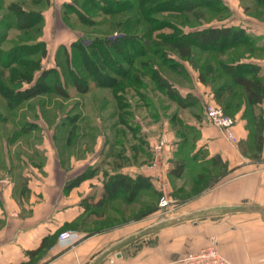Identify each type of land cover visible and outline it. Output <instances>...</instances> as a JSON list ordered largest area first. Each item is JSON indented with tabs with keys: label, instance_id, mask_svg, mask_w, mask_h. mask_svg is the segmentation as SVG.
I'll return each instance as SVG.
<instances>
[{
	"label": "crops",
	"instance_id": "0c3cea01",
	"mask_svg": "<svg viewBox=\"0 0 264 264\" xmlns=\"http://www.w3.org/2000/svg\"><path fill=\"white\" fill-rule=\"evenodd\" d=\"M70 1L76 0H48L34 4L39 8L33 10L46 13L53 2L61 7ZM248 2L245 8L255 10L252 14L240 5L243 18L219 26L240 27L251 37L249 45L232 48H246L236 63L256 65L264 78V5ZM198 89L203 94L197 96L228 104L227 111L237 119V143L228 141L218 127L199 122L195 133L172 128L164 136L162 152L150 163L140 153L137 163L109 170L147 176L155 192L170 193L178 204L165 218L160 198L148 196L147 189L129 202L120 195L100 204L104 181L90 176L77 181L83 170L71 174L64 151H32L39 160L31 165L30 151H0V264H183L184 254L207 246H215L232 264H264V139L259 146L254 119V114L264 113V105L252 109L240 87L234 88L242 95L239 99L227 89L218 98L207 84ZM30 120L38 121L26 120L28 127ZM179 160L185 165L174 176L171 171ZM69 161L72 165L79 158ZM64 230L77 231L81 239L60 246L57 237ZM46 237V246L30 255Z\"/></svg>",
	"mask_w": 264,
	"mask_h": 264
},
{
	"label": "rangeland",
	"instance_id": "374dc122",
	"mask_svg": "<svg viewBox=\"0 0 264 264\" xmlns=\"http://www.w3.org/2000/svg\"><path fill=\"white\" fill-rule=\"evenodd\" d=\"M14 1L23 3V6L28 9L39 8L31 0H0L1 79L8 82L11 68L26 70L20 65H12V67L4 65L9 62L10 57L5 52L16 43H30L38 39L44 41L47 48V55L42 60L43 68L55 67L57 69L59 76L56 77L59 82L63 83L69 95L63 97L54 92H47L11 109L0 94V115L6 116L9 120L8 123H0V151H30V157L33 155L30 158V165L39 160L38 157H34L32 151H64L66 155H61L68 163L67 166H71V174L80 173L83 170L80 174L82 177H98L106 181L110 175L109 170L122 167L123 163H137L140 153V159L150 163L161 153L154 148L156 139H161L167 133H171L174 126L178 131L182 123L188 131V129L193 130L194 127L199 129V122L209 123L204 113L209 99L205 95L195 94H203L198 87L200 88V84H206L200 80V73L208 75L207 68H202V65L207 61L216 65L220 59L229 61L228 56H239L246 49L244 47L234 51L230 47L226 52L219 54L218 51L194 47V54L191 58H183L168 43H161L159 45L166 51V54L147 53L144 56L134 57L136 63L150 60L148 67L141 68L136 65V68H132L142 73V83L130 82L124 90H119L120 85L114 90L113 87L100 86L96 79L86 72L80 55L81 51L72 47V43L83 41L88 44L89 39L106 36L117 39L122 35L120 30H124L132 32V35H141L140 37L145 38L143 40L145 45L151 33L150 27L144 28L143 24L133 26L134 20H130L127 28L124 29L121 28L120 23H114L118 17L124 19L126 15L132 13L140 15L138 10L132 9L116 17L106 15L101 8L92 5L88 0H76L75 3L70 1V5L61 7L53 2L52 6L48 3L50 8L45 10L46 13L42 12L47 17V23L45 22L42 30L33 28L28 32H23L15 27V17L8 10V6ZM117 1H126L127 5L137 2L136 0ZM240 1L221 0L217 6L220 8L224 6L226 9L224 12L213 9L216 3L199 7L193 11L153 12L151 17L157 21V24L163 23L164 28L152 32L151 35L155 37L161 33V35L174 36L176 32L167 23L170 21L180 30L192 32L204 27L219 26L242 19V13L238 10L240 5L249 14L255 11L250 7L245 8V4L251 3L248 0ZM105 3L111 4V2ZM166 5L165 3L163 7ZM77 10L85 12L92 19V23L80 22ZM154 45L155 43L151 47ZM66 49L69 53L65 51ZM38 56L39 53L32 57L37 59ZM28 58L30 56L23 59ZM153 67L171 81L183 96L190 93L198 98L199 103L192 107L181 108L169 101L165 90L159 88V84L152 77ZM147 69H150L149 72ZM74 70L83 81L87 79L90 86L87 93H79L75 90L71 77V71ZM40 74L41 72H38L36 78ZM214 77V73L207 76L209 83L207 85L212 84L216 89L219 82H224L226 77L218 78V80H214ZM49 81L54 84L55 78L51 76ZM106 83L109 84L110 81ZM26 86L28 83L23 84V87ZM12 87L16 89L19 86L13 84ZM173 117L177 122L179 121V125L174 122ZM30 118L38 119L40 122L30 120V127H28L25 121ZM40 118L43 119L40 120ZM191 121L196 124L190 125ZM97 151H101L100 154L97 155ZM71 156L79 158V161L71 165L69 161ZM31 168L30 173L33 174L34 170ZM57 174L59 175V172ZM147 191L148 196L152 198L161 197L160 193L152 188H147ZM161 194H163L162 191ZM167 211L162 210V218L166 217L165 212Z\"/></svg>",
	"mask_w": 264,
	"mask_h": 264
},
{
	"label": "trees",
	"instance_id": "16d2710c",
	"mask_svg": "<svg viewBox=\"0 0 264 264\" xmlns=\"http://www.w3.org/2000/svg\"><path fill=\"white\" fill-rule=\"evenodd\" d=\"M33 4H39L41 2H46L48 0H31ZM92 5L101 8L106 15L122 16L121 14L126 13L129 10H138V14L126 15L124 19L118 17L114 23L121 24V28H127L130 20H134L133 26H139L143 24L144 28H149L151 33L147 43H143L145 38L132 35V32H127L120 30L122 35L117 39L106 37H96L94 39H89L90 42L85 44L83 41H75L72 43V47L81 51V59L84 64L86 72L93 76L100 86L113 87L115 90L116 86L120 85L122 90L125 89L126 85L130 82L142 83V73L138 69H132L137 67L143 68V66H149L150 60L135 62V56H144L147 53L160 54L166 51L161 48L159 44L168 43L173 50H175L183 58H191L194 54V47H201L204 50L218 51L219 54L226 52L228 48H234L235 46L241 44L249 45L251 43V37L244 31V29L236 26H208L201 29H197L192 32H185L180 30L178 26L174 23L167 22L171 28L176 32L174 36L159 35L153 36L152 32L163 29L164 24H157L156 20L151 17L153 12L158 11H171V12H181V11H193L199 7L211 6L216 3L214 10L221 12L226 11L225 7L221 8L217 6L219 0H136V3H130L127 5L126 1H115V0H88ZM105 2H111L105 3ZM116 2V4H115ZM123 2V3H122ZM258 4L264 5V0H256ZM166 7H163L164 4ZM223 4V3H222ZM8 10L13 13L15 17V27L23 32H28L29 30L36 28L39 30L44 27V15L42 11L28 9L23 6V3L19 1H14L8 6ZM79 21L83 24L92 23V19L88 15L77 10ZM1 38V36H0ZM154 47H151L154 44ZM137 44L138 47H137ZM1 45V41H0ZM69 53L68 49L65 50ZM96 52V54H95ZM9 57V62L5 63L7 67L12 65H20L26 70L10 69L11 74L8 82L1 79L0 71V94L5 99L7 105L11 109H15L20 106L24 101L28 99L35 98L47 92H54L60 96L68 97V92L63 86V83L59 82L56 76L57 69L53 68H43L42 60L47 55L46 43L42 40H36L33 42H23L16 43L12 46L9 51L5 52ZM39 53L37 59H33V55ZM68 55V54H67ZM1 56V55H0ZM26 56H30L28 59H23ZM238 56H231L230 61H225L223 59L218 60L217 64L213 65L209 61L204 62L203 67L207 68V74L204 75L200 73V80L204 83H208L207 76L215 75L214 80L221 77H226L225 81H220L219 85L216 87V95L218 98L222 97L221 90L227 89V91L233 93V96H238L237 98H242L237 91L234 90L235 87H240L244 92L248 104L253 109L254 106L259 104L264 105V78L258 73V67L252 63L237 62ZM71 58V57H69ZM165 63V62H164ZM127 64V66H126ZM146 67V68H147ZM73 69V67H71ZM152 77L155 78L159 84V88L165 90V95L169 101H172L177 107L187 108L195 106L199 103V100L194 95L188 93L183 96L174 84L167 80L159 71L154 68ZM149 72L150 69H147ZM41 72V74L36 78V74ZM216 72V73H215ZM54 77V84L49 81L50 77ZM71 77L75 89L79 93H87L90 89L87 79L78 77L77 72L71 71ZM60 80V78H59ZM110 81V83H106ZM24 83H28V86L23 87ZM16 84V89L13 86ZM209 84V83H208ZM212 87L213 85L210 84ZM119 86V87H120ZM227 114H230L227 109H229L228 104L222 106ZM1 114V113H0ZM263 111L254 114L255 119V135L257 137V143L259 146L263 145V129H264V119ZM231 115V114H230ZM233 116V115H232ZM8 118L4 115H0V123L4 122ZM172 119V118H171ZM174 122L178 124L176 119L173 117ZM173 122V121H172ZM178 132L182 134L195 133L197 129L187 131L186 126L180 123ZM177 131V127L174 126ZM189 128V127H188ZM217 163V161H215ZM125 163L122 164V166ZM185 162L177 161L175 167L172 169V174L174 176H180L182 174ZM121 168V167H117ZM97 169V167L95 168ZM93 174V173H92ZM91 174V175H92ZM81 176V175H80ZM86 177H79L77 181L83 180ZM105 192L103 193V199L107 197H116L123 195L125 199L129 202L135 200L139 193L147 188H152V183L147 176L136 175L131 176L126 173L117 172L110 174L109 178L104 181ZM160 196H162L160 192ZM161 198V197H160ZM86 208L90 206V203L85 202ZM47 244V237L43 239L40 246L29 252L30 255L37 254L42 248ZM25 264V263H24Z\"/></svg>",
	"mask_w": 264,
	"mask_h": 264
},
{
	"label": "built area",
	"instance_id": "2783aa9c",
	"mask_svg": "<svg viewBox=\"0 0 264 264\" xmlns=\"http://www.w3.org/2000/svg\"><path fill=\"white\" fill-rule=\"evenodd\" d=\"M204 113L209 123L218 127L228 141L232 143L238 142V138L234 131L237 119L234 116L227 114L222 106L213 101L207 102ZM165 144L166 141L164 137L156 139L154 148L162 152ZM177 204V199L163 190V194L159 201L160 209L165 211L171 210L174 209ZM80 239L81 235L77 231L64 230L58 234L57 242L60 246H72ZM181 262L183 264H232L214 246H207L199 251L186 253L183 255Z\"/></svg>",
	"mask_w": 264,
	"mask_h": 264
}]
</instances>
